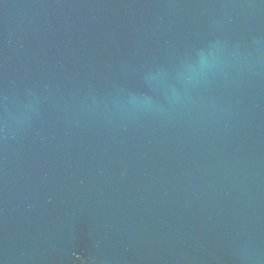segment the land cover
Listing matches in <instances>:
<instances>
[{
	"label": "water",
	"instance_id": "95a60500",
	"mask_svg": "<svg viewBox=\"0 0 264 264\" xmlns=\"http://www.w3.org/2000/svg\"><path fill=\"white\" fill-rule=\"evenodd\" d=\"M0 264H264V0H0Z\"/></svg>",
	"mask_w": 264,
	"mask_h": 264
}]
</instances>
